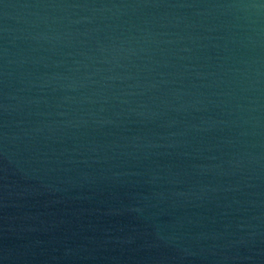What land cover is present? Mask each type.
<instances>
[{"label":"water","instance_id":"obj_1","mask_svg":"<svg viewBox=\"0 0 264 264\" xmlns=\"http://www.w3.org/2000/svg\"><path fill=\"white\" fill-rule=\"evenodd\" d=\"M0 263L264 264V0H0Z\"/></svg>","mask_w":264,"mask_h":264}]
</instances>
